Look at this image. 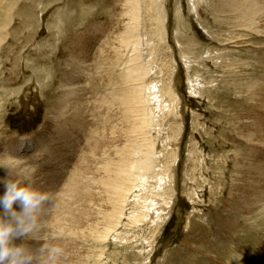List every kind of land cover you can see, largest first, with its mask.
Masks as SVG:
<instances>
[{
	"label": "rangeland",
	"instance_id": "374dc122",
	"mask_svg": "<svg viewBox=\"0 0 264 264\" xmlns=\"http://www.w3.org/2000/svg\"><path fill=\"white\" fill-rule=\"evenodd\" d=\"M126 1L0 0V180L18 179L49 195L39 214V240L13 243L33 250L45 241L60 246L59 264H264V189L255 196L238 186L246 184L244 165L251 159L264 168V146H250L247 138L259 122L254 143L264 140V94L258 95L264 86L246 91L253 82L264 85L263 10L240 29L218 0H163L166 21L157 29L162 19L148 15L146 0H133L132 7L143 10L132 38ZM134 43L137 54H125ZM134 58L150 71L145 83L158 86L157 99L169 96L170 87L178 100L170 112L165 102L164 110L152 104L157 123L148 138L159 175L150 186L175 192L160 208L170 211L141 226L130 219L138 210L132 197L146 193L139 184L148 172L133 171L124 216L114 205L118 197L110 203L99 193L124 161L138 168L141 142L134 131L140 129L134 128L142 125L131 115L125 79L126 60ZM25 142L32 146L22 155L5 149ZM174 164L173 177L159 181L167 176L160 169ZM75 168L88 173L84 184L95 193L90 227L79 224L82 232L68 233L52 219ZM14 208L21 211L19 204Z\"/></svg>",
	"mask_w": 264,
	"mask_h": 264
},
{
	"label": "bare ground",
	"instance_id": "6f19581e",
	"mask_svg": "<svg viewBox=\"0 0 264 264\" xmlns=\"http://www.w3.org/2000/svg\"><path fill=\"white\" fill-rule=\"evenodd\" d=\"M146 1H147L146 6L149 8L147 11L148 15L150 17L156 15V17H159L162 19V22H160L157 26V29H159L164 24V22L166 21L165 3L163 0H146ZM197 1H196V3H197ZM220 2L224 3L222 6L223 12H225L226 9H228L230 12H233V14L235 16L232 18V19H234V22H233V24L235 25L234 28L237 27L240 29H244L247 27H251V25L254 24L255 20H258V18H259L258 16L261 13V11L263 10V12H264V0L263 1H257V0H218V1H216L217 4H219ZM125 3H126V6H128V14L130 16V23H129L128 28L130 31H132V34H133L132 38H135L136 35H139V32H140V22L139 21L142 18L143 8L141 9V8L132 7L133 0H127ZM137 3H138V1H137ZM216 8H217V5L213 8V10ZM135 23L137 25H136V27H133V25ZM242 24H244V25H242ZM0 33H2V32H0ZM138 48H140V45H137L135 43L131 44L128 46L125 54L130 52L132 49H133V52L135 54H137ZM132 55L133 54L130 53L129 57H131ZM138 61H140V59H138V58H134L132 60H129L128 62L126 60V66L128 68V71H127V76L125 77L126 82H129V86H130V89L127 93L128 94V100H129V102H133L131 104L133 106V112L131 115L133 116V114L136 113L137 114L136 117L138 118L139 122L142 125L141 128H139L137 126H135V128H134V130L140 129L139 132L134 131V134H138V139L141 142L140 143L141 147L139 148V152H138V154H140L139 155L140 157H139V159H136L134 162V163H136L138 168H130L132 161L131 160L124 161V159H122L124 161V163L122 164V167L118 169V174L115 176V173L113 172L114 173V175L112 174L113 177L108 178V179L103 177L106 179V181L104 180L105 183L103 184L102 191L99 192L100 194L103 193V194L107 195L110 203L113 201V196L118 197L119 199L114 205H120V207H121L120 215L124 216L125 211H126V209L124 207L126 205H128V203L130 202L129 201L130 200L129 193H130L131 178L136 177V174L139 171L143 172V173L148 172V174L142 176L143 182L139 184V188H142L144 191H146V193L135 195L134 197H132L134 200L136 198H138L137 200H135L136 204L138 205V210L134 213L131 212L133 214L130 216V219L132 220V224L135 226H141V224L143 225L145 222H147V220L151 219L153 214L155 216H161L162 214L164 215L170 211L169 209H167L168 212L164 213L163 211H161L160 208L162 206L168 207L172 203L175 190L170 193L172 196H169V194L167 195L164 193V191H163L164 187H162L161 185L159 186L157 184L156 186L155 185L150 186L151 181L158 179L159 170H157V168H156L157 165H156L155 158H154V155H155L154 143H151V141L149 140L148 133H150L149 127L151 125L153 126L154 123H157L156 118H155V114H154L155 108L153 109V107H152L153 102L158 103L157 108L159 110L161 108H162V110H164L165 106L168 107L167 108L168 112L174 111L176 109V105L178 104V102H177L178 100L176 99L174 89L170 88V87L168 88V95L169 96H167V94H164V95L161 94L160 99H157V95L161 92L157 88L158 86L156 84L150 83V85H149V84L145 83V80H146L145 78L149 75L150 71L146 68L145 65H143V64L138 65V63H139ZM127 64H133L135 66L130 67ZM229 64H231L230 65L231 71L234 73H236V72L238 73V67L235 66V62L230 61ZM143 74H144V77H141V75H143ZM263 86L264 85H262L261 88H259L258 85L256 84V82H253L251 84H248L246 91H247V93H251L253 90L262 89ZM127 94H124V95H127ZM263 94H264V91H262L261 93H258V95H261V96H263ZM119 99L122 100V98H119ZM251 99H252V97L250 95V100ZM262 99H263V97H262ZM164 102L166 103L165 106H164ZM121 104L123 106H125L126 103L124 100H122ZM135 104H137L138 107L140 108L139 111L135 112V110H134ZM158 109H156V110H158ZM261 121L264 124V116L261 118ZM262 128H263V125L261 123L255 122V123H253L251 130L250 131L248 130L249 133L248 132L247 133L249 135L247 136V138H248V142L251 143L250 146H252L253 144L259 145L260 147L262 145L264 146V140H262L261 142L254 143L255 133L262 130ZM139 133H145L146 136L143 139H141L139 137ZM37 137H40V134H38ZM31 146H32L31 144H28L27 142H25V144H21L18 147H13V146L8 147V145H7L5 149L18 156V154H21L19 152H24L27 149H28V151H30L29 148H31ZM16 148H18V149L15 150ZM144 148H145V150L143 152ZM50 154H51V152H50ZM128 154L129 153H127V155ZM8 156H10V155H8ZM82 161H84V159ZM251 162H252V159H251V161H249L248 163H246L244 165V166H248L247 171L245 170L246 172L243 174L246 177L244 179V182L246 183L245 186H244V184H239L238 186L241 187V189L243 190V193H246V190H247L248 194L255 192V196H256L259 193V190H262L261 187L264 189V179H263L264 178V168L263 169L259 168V166H261L260 165L261 163L256 164L254 162L253 163H251ZM5 163H6V161H5ZM175 164L172 166V168H166V169L161 168L160 169V172H161L160 175L161 176L167 175V176H164V178L163 177L160 178L159 181L160 180L162 181L165 178L171 179L173 177L172 173H173ZM104 169H106V168H104ZM133 171H135L136 174H133ZM82 172H81V169L75 168L73 173H72V176L68 178L67 186H66V188L63 189V193L61 194V195H63L62 196L63 199L57 205L58 206L57 207L58 212L52 219V223H53V225H55V227L57 226L58 228L62 229L63 231H66L68 233H70L71 231H77L76 233H80V232H82L81 229L86 228L85 226H87L88 228L90 227V224H89V222H90L89 207L92 205L91 200H92V197H93L95 192L93 191V187L91 184L90 185L84 184V179H88L84 176H87L88 173H85V172L82 173ZM79 173L81 175H83L82 178L79 176ZM108 174L110 176L111 173L109 172ZM87 177L91 178L89 175ZM153 183H155V182H153ZM234 184L236 185V182ZM235 185H234V188L236 187ZM97 188H98V186H97ZM103 189H104V191H103ZM232 190L235 191V189H232ZM239 196L241 197V194H239ZM242 198H243L242 200L240 199V202H239L240 204H244V201L247 199V197H242ZM247 204H249V202ZM45 205H47V204L45 203L44 206ZM164 219H165L164 217L163 218L161 217V220H164ZM79 224L80 225L85 224V226H79ZM119 224H120V221H117L116 225L118 226ZM69 226H70V228H69ZM113 229H115V228H113ZM89 231H91V228Z\"/></svg>",
	"mask_w": 264,
	"mask_h": 264
},
{
	"label": "clouds",
	"instance_id": "9594fccd",
	"mask_svg": "<svg viewBox=\"0 0 264 264\" xmlns=\"http://www.w3.org/2000/svg\"><path fill=\"white\" fill-rule=\"evenodd\" d=\"M0 183L5 186V193L0 195V264H59L63 256L60 246L45 241L33 250L25 244L13 243L21 238L39 240V214L49 195L18 179L0 180ZM16 204L21 211L14 208Z\"/></svg>",
	"mask_w": 264,
	"mask_h": 264
}]
</instances>
